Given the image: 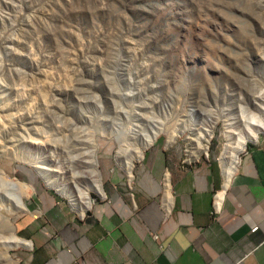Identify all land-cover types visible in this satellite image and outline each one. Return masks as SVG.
Returning <instances> with one entry per match:
<instances>
[{"label":"rangeland","instance_id":"374dc122","mask_svg":"<svg viewBox=\"0 0 264 264\" xmlns=\"http://www.w3.org/2000/svg\"><path fill=\"white\" fill-rule=\"evenodd\" d=\"M263 58L264 0H0V168L33 188L29 211L12 218L17 234L32 241L47 230L58 246L65 227L110 192L132 197L152 187V171L163 184L171 165L221 169L222 121L256 102L252 82L264 81ZM216 116L223 120L215 125ZM132 128L160 135L129 175L111 133ZM209 129L206 155L191 159ZM90 137L106 197L92 193L81 218L32 165L83 172L77 159ZM35 251L34 242L15 248L0 264H30Z\"/></svg>","mask_w":264,"mask_h":264},{"label":"crops","instance_id":"0c3cea01","mask_svg":"<svg viewBox=\"0 0 264 264\" xmlns=\"http://www.w3.org/2000/svg\"><path fill=\"white\" fill-rule=\"evenodd\" d=\"M165 169L163 184L152 171L132 197L109 191L58 246L33 232L30 264H264V138L227 186L212 162Z\"/></svg>","mask_w":264,"mask_h":264},{"label":"bare ground","instance_id":"6f19581e","mask_svg":"<svg viewBox=\"0 0 264 264\" xmlns=\"http://www.w3.org/2000/svg\"><path fill=\"white\" fill-rule=\"evenodd\" d=\"M252 84L251 85L257 89L255 92L252 91L253 93L251 94L254 98V102L256 101L253 106L250 108H243L232 122L229 119H221V116L217 118V115L213 123L216 125L220 120H223L222 122L224 123L225 142L217 160L222 171L225 186L230 183V180L237 172L241 161L240 155L245 152L247 143L252 141L257 142L259 140V135L261 133L264 134V81L256 82L253 80ZM49 107L50 106H48V108ZM38 122H40L39 119ZM213 127L214 125L211 126V128ZM4 130L6 129L4 128ZM60 130L62 131V129ZM136 131L135 128H132L130 130L128 129L121 132L118 130L111 133V136L118 140V152L116 155L118 165L124 168L129 175L132 173L134 162L144 158V151L153 146L160 135V130L157 128H155L151 134L144 136L136 134ZM206 132H208V134L204 133L198 139L197 145L199 146L190 149L189 156L191 159H197L201 154L206 155L208 148L205 143L209 142L212 129L206 130ZM131 133L135 135V137H132ZM175 140L176 139L172 137V140L169 142L174 143ZM37 141L36 143H38ZM95 144L92 138L87 140L86 143L82 144L83 148L80 149V156L77 155L79 156L77 162L84 167L83 172H78L76 170L78 167L73 168V166L67 165L61 168L60 171H54L62 175L57 178L53 175L54 172H49V170L40 166V162H36L32 165L36 173L44 180L45 185L55 190L61 197L67 199L70 207L77 212L81 218L85 216L88 210L92 209V193H96L102 198L106 197L99 175L100 169L98 170V163L96 160L99 147ZM85 148L88 149L87 152L82 151ZM69 163H73L72 159H69ZM7 173V171L0 168V229H4L6 232V234L0 232V256L8 259L10 258V250L15 248L29 250L33 247L32 241L24 239L17 234L18 226L12 221V218L18 213L29 211L25 201L31 196L29 190H33V188L32 186L30 187L27 184L21 183L18 179H10ZM166 186L169 188L168 182H166Z\"/></svg>","mask_w":264,"mask_h":264},{"label":"built area","instance_id":"2783aa9c","mask_svg":"<svg viewBox=\"0 0 264 264\" xmlns=\"http://www.w3.org/2000/svg\"><path fill=\"white\" fill-rule=\"evenodd\" d=\"M156 238V237H155Z\"/></svg>","mask_w":264,"mask_h":264}]
</instances>
